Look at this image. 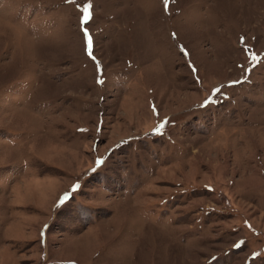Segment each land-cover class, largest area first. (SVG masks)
I'll list each match as a JSON object with an SVG mask.
<instances>
[{
	"label": "rangeland",
	"instance_id": "374dc122",
	"mask_svg": "<svg viewBox=\"0 0 264 264\" xmlns=\"http://www.w3.org/2000/svg\"><path fill=\"white\" fill-rule=\"evenodd\" d=\"M0 264H264V0H0Z\"/></svg>",
	"mask_w": 264,
	"mask_h": 264
},
{
	"label": "snow or ice",
	"instance_id": "6c2138e0",
	"mask_svg": "<svg viewBox=\"0 0 264 264\" xmlns=\"http://www.w3.org/2000/svg\"><path fill=\"white\" fill-rule=\"evenodd\" d=\"M89 18H90V16L87 14V10H86V14L84 16V20L87 21ZM85 32H86V30H85ZM86 35H87V32H86ZM88 43H89V45L91 44V39L90 38H88Z\"/></svg>",
	"mask_w": 264,
	"mask_h": 264
}]
</instances>
